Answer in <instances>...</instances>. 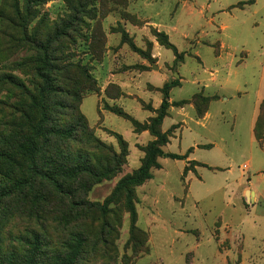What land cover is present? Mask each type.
I'll list each match as a JSON object with an SVG mask.
<instances>
[{
    "label": "rangeland",
    "instance_id": "374dc122",
    "mask_svg": "<svg viewBox=\"0 0 264 264\" xmlns=\"http://www.w3.org/2000/svg\"><path fill=\"white\" fill-rule=\"evenodd\" d=\"M65 23L47 52L61 91L50 125L80 113L104 146L96 156L119 152L116 135L127 156L112 178L59 192L24 179L18 152L40 119L39 47ZM164 92L162 150L180 159L159 158L134 188L131 231L113 190L153 137L113 111L147 124ZM261 106L264 0H0V264H264Z\"/></svg>",
    "mask_w": 264,
    "mask_h": 264
},
{
    "label": "trees",
    "instance_id": "16d2710c",
    "mask_svg": "<svg viewBox=\"0 0 264 264\" xmlns=\"http://www.w3.org/2000/svg\"><path fill=\"white\" fill-rule=\"evenodd\" d=\"M65 28H67L66 23L60 28L56 27L53 36L48 37L45 44L39 47L43 57L41 67L37 69V75L40 77L42 84L38 89V96L32 97V105L39 114L40 119L32 127V135L26 137V143L20 146L18 152L27 172L24 179L42 178L49 181L59 192H64L62 187L66 183L70 184L88 179L92 184H96L102 180L112 178L121 170L127 156V144L120 135H116L119 152H112L111 160H102L96 156L92 150L104 146L93 136L86 119L80 113L76 115L75 122L72 125L66 123L55 127L50 125L53 122L50 114L56 112L54 107L57 102L56 94L61 91L59 87L52 83L53 74L51 73V67L48 65L47 52L51 44L58 43L62 36H66L64 33ZM156 36L162 35L156 34ZM163 45L173 49L167 41H163ZM175 85L173 84L171 87ZM180 104L182 103H175V106ZM169 106L167 93L164 92L162 102L154 112L155 115L150 117L147 124L144 125L130 118L121 110L113 111L115 115L129 120L135 132L147 130L153 137V140L144 149V158L140 167L132 174L122 177L113 190V194L122 193L124 196L125 208L131 222V231L135 230L134 223L136 220L134 188L151 179V170L159 168L157 162L159 158L180 159L179 155L164 153L162 150V147L168 143V134L161 132L159 127L166 117ZM263 125L264 109L261 106L254 126V136L259 146L262 144ZM68 139L77 142V146L68 149V145L65 144ZM0 156L9 158V155L1 152ZM68 259L73 260L72 257H68Z\"/></svg>",
    "mask_w": 264,
    "mask_h": 264
},
{
    "label": "crops",
    "instance_id": "0c3cea01",
    "mask_svg": "<svg viewBox=\"0 0 264 264\" xmlns=\"http://www.w3.org/2000/svg\"><path fill=\"white\" fill-rule=\"evenodd\" d=\"M255 3V2H254ZM253 3V4H254ZM255 117H256V113L254 114V117H253V120H252V123H251V126H250V129H251V127L253 126V122H254V120H255Z\"/></svg>",
    "mask_w": 264,
    "mask_h": 264
}]
</instances>
